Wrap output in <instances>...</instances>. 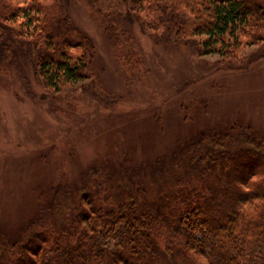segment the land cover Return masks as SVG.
Listing matches in <instances>:
<instances>
[{"label": "trees", "instance_id": "obj_1", "mask_svg": "<svg viewBox=\"0 0 264 264\" xmlns=\"http://www.w3.org/2000/svg\"><path fill=\"white\" fill-rule=\"evenodd\" d=\"M102 1L0 0V76L25 58L49 91L91 80L97 48L71 21L76 2L119 50L129 25L200 55L264 48V0ZM116 59L132 73L134 55ZM54 190L16 237L0 231V264H264V133L254 128L202 131L136 170L92 164Z\"/></svg>", "mask_w": 264, "mask_h": 264}, {"label": "rangeland", "instance_id": "obj_2", "mask_svg": "<svg viewBox=\"0 0 264 264\" xmlns=\"http://www.w3.org/2000/svg\"><path fill=\"white\" fill-rule=\"evenodd\" d=\"M70 18L95 42L91 80L55 93L25 58L0 76V231L10 237L57 186L79 182L92 164L136 170L212 128L264 133V48L228 59L200 55L129 25L119 50L86 3L72 4ZM121 51L128 62L134 55L131 74L116 59Z\"/></svg>", "mask_w": 264, "mask_h": 264}]
</instances>
